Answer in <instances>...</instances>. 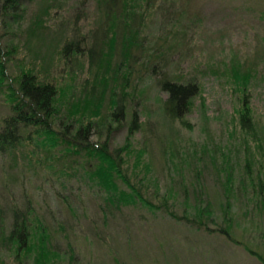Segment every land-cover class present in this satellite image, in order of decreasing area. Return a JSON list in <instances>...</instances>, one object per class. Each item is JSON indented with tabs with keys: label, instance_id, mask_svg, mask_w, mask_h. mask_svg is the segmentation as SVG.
<instances>
[{
	"label": "rangeland",
	"instance_id": "obj_1",
	"mask_svg": "<svg viewBox=\"0 0 264 264\" xmlns=\"http://www.w3.org/2000/svg\"><path fill=\"white\" fill-rule=\"evenodd\" d=\"M189 1L172 7L174 25L166 26L167 30L179 27L186 45L171 56L174 62L164 60L169 77L180 72L184 79L179 82L191 81L199 86L183 122L164 115L167 96L150 69L153 75L149 71V76L138 81L122 124L114 125L105 113L102 127L111 123V130L116 128L107 136L109 147H126L123 167L131 170L135 164L137 179L143 178L137 187L153 206L165 197L168 208L172 203L177 216L182 217L184 212L193 216L200 202L196 195L202 191L208 197L202 195L205 202L199 208L207 204L214 208L210 218L203 217L204 222L221 225L224 217L230 219L238 238L255 246L263 244L259 253L264 256V194L257 195L259 188L250 185V179H255L264 164L263 2ZM83 2L30 0L1 37L11 78L32 69L41 80L55 82L57 98L64 93L57 118L65 116L80 98L78 90L89 70L85 60L74 55L70 73L51 51V41L53 45L56 41V33L51 30L63 25L69 31L82 28L86 32L94 26L96 6L91 0L85 5ZM45 10L50 16L44 14ZM169 15L155 13L144 21L141 39L148 41L145 45L149 53H155L153 43L163 45L157 43L159 40H181L163 37L165 30L161 32L160 26L169 22ZM38 19L46 20L47 26L40 42L30 34ZM77 38L82 40L84 33ZM232 69L245 74L244 88L237 86L242 83L241 76L232 75ZM7 86L0 80V122L9 115ZM244 101L261 135L254 138L256 142L235 129L236 111ZM134 110L140 118V130L129 134ZM30 135V142L0 153V264H258L240 248L232 249L203 231L177 223L166 213L149 211L141 204L121 210L106 207L104 190L88 170L90 161L72 163L63 156L61 147L51 149L45 137ZM107 137L102 134L101 141ZM246 168L253 176L247 177ZM119 189L126 191L123 185ZM221 192L225 195L219 209L213 196ZM9 204L31 212L34 240L24 252H17L5 240L9 221L3 211ZM222 245L225 249L220 248Z\"/></svg>",
	"mask_w": 264,
	"mask_h": 264
},
{
	"label": "trees",
	"instance_id": "obj_2",
	"mask_svg": "<svg viewBox=\"0 0 264 264\" xmlns=\"http://www.w3.org/2000/svg\"><path fill=\"white\" fill-rule=\"evenodd\" d=\"M28 1L30 0H0V80L6 85L8 84L6 89L10 98L9 115L3 117L0 122V153L4 154L14 150L22 142H30L31 133L43 136L53 146L51 149L61 147L63 156L72 163L76 164L80 160H85L87 164L90 161L88 170L91 177L98 180L101 190L102 188L104 190L103 201L106 202V207L121 210L141 204L149 211L166 213L175 222L203 231L224 244H230L232 249L238 247L241 249L240 251H244L258 264H264V256L259 253L261 251L259 247L263 244L255 246L253 243L249 244L238 238L230 219L227 220L224 217L220 222L221 225H214L211 222L213 227L210 222H204L203 217L206 215L207 218H210L214 208L210 204L201 206L202 209L199 208L205 202L203 196L208 197L202 191L196 195L200 202L197 212L193 216H189L188 212H184L182 217L177 216L172 208V203L170 207L172 210L168 208L169 200L165 197L158 206H153V202L146 199L141 189L137 187L142 184L143 178L137 179L138 175L134 172L135 164L131 170L128 167H123V151L125 152L126 147L119 149L109 147L107 136H110L116 128L111 130V123L110 126L102 127L103 118L106 117L105 113L114 125L122 124L126 118L129 101L137 90L138 81L149 76V71L151 75L154 73L155 78L159 81L158 85L161 91L167 96L163 106L164 115L172 121L183 122L190 111L193 99L199 93V86L191 81L188 83L179 82L184 79L180 72L171 74L169 77L166 70L167 62L164 63V60L168 59L169 62L171 56L174 53L179 54L180 47L186 45L185 34L181 30H177L179 27L167 30L166 26L174 25L172 7H175L178 2L189 3L190 1L91 0L92 4H95L97 12L93 21L94 26H90L86 32L82 28L69 31L67 27H62L63 25L54 31L51 30L56 33H53L56 41L54 45L51 41V51L56 57L58 56L59 61L70 69V63L73 62L72 57L78 55L85 60L89 70L78 90L80 98L70 107V111H67L65 116L58 118V107L64 102V93L62 97L57 98L59 88L54 81L41 80L32 69L22 71L19 77H16L17 79L11 78L7 73L6 55L8 52L1 43V37L4 36L10 22L14 21L21 12V7ZM247 1H259L261 5L263 2L262 7H264V0ZM85 4H87V0H84L82 5ZM179 10L181 14L184 12L182 8ZM155 13L158 16L170 14L167 18L169 22L165 26H160L161 32L165 30L163 37L170 36L173 39L179 37L181 40L173 43H167V39L159 40L157 43H163V45L153 43L152 47L155 53H149L145 45L148 44V41L146 43V39H141V37L146 18L153 17ZM44 14L50 16L48 10H45ZM42 20H36L35 27L30 28L32 30L30 34L38 38V42L42 40L43 30L47 27L44 25L46 20ZM82 33H84V38L80 40L77 37ZM47 44L49 47V40ZM80 51H84L82 56ZM171 61L174 62L173 59ZM74 62H76L75 59ZM72 72L73 70L70 69V73ZM232 75L241 76L242 83L238 82L237 86L244 88L246 85L245 74L238 69H232ZM105 104L108 110L105 108ZM235 116V129L237 128L240 134L250 136L253 141L254 138L261 136L248 103L242 102ZM60 118L62 119L59 120ZM86 118L89 120L83 122V119ZM32 128L36 130L30 131ZM139 130L140 118L138 112L134 110L131 113L129 134ZM102 134L107 137L103 141H101ZM262 135L264 143V127ZM93 137H97L95 141L92 140ZM91 160H95L96 165ZM263 171L264 164L259 166L255 176L252 175L250 169L246 168L247 177L255 178L250 179L251 188L258 187L261 191H257V195L264 194V173H261ZM119 185H123L126 191L119 189ZM136 187L137 189H135ZM223 195L221 192V195L213 196L216 199L215 206L219 209L223 204V200L221 201ZM226 197L228 196L226 195ZM3 213L9 221L5 240L13 245L17 252L26 251L29 241L34 240L29 216L31 212H28L27 209H15L9 204ZM107 214L109 213L107 212ZM0 234L3 235L1 229ZM98 235L95 231V236ZM223 245L220 246L221 249H225ZM39 259L41 260V257Z\"/></svg>",
	"mask_w": 264,
	"mask_h": 264
}]
</instances>
